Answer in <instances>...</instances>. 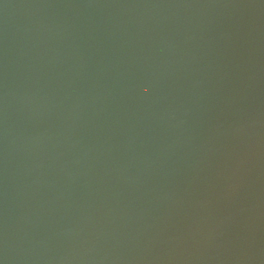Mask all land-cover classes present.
<instances>
[{"label": "water", "instance_id": "obj_1", "mask_svg": "<svg viewBox=\"0 0 264 264\" xmlns=\"http://www.w3.org/2000/svg\"><path fill=\"white\" fill-rule=\"evenodd\" d=\"M0 264H264V0H0Z\"/></svg>", "mask_w": 264, "mask_h": 264}]
</instances>
